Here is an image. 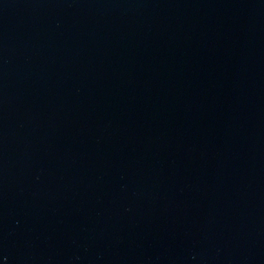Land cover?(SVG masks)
Wrapping results in <instances>:
<instances>
[{"label": "water", "instance_id": "1", "mask_svg": "<svg viewBox=\"0 0 264 264\" xmlns=\"http://www.w3.org/2000/svg\"><path fill=\"white\" fill-rule=\"evenodd\" d=\"M0 264H264V0H0Z\"/></svg>", "mask_w": 264, "mask_h": 264}]
</instances>
